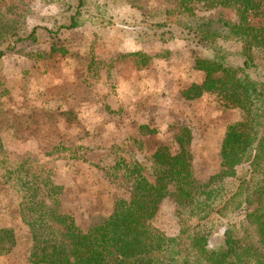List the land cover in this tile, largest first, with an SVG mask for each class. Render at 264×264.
<instances>
[{
    "label": "rangeland",
    "instance_id": "374dc122",
    "mask_svg": "<svg viewBox=\"0 0 264 264\" xmlns=\"http://www.w3.org/2000/svg\"><path fill=\"white\" fill-rule=\"evenodd\" d=\"M176 1L88 0L80 26L54 39L65 53L35 59L8 52L0 59V141L6 154L12 161L50 162L62 187L61 208L81 228L106 217L117 197L134 193L116 164L120 158L141 161L152 178L153 151L172 145L181 129L194 177L205 182L219 169L223 133L239 118L238 109L207 93L193 99L181 94L202 79L194 63L205 53L179 38L147 40L139 34ZM66 9L47 0H0V13L15 17L21 30L50 27L49 17ZM50 43L47 36L26 50L48 52ZM151 222L170 235L196 219L168 194ZM0 227L12 228L16 239L2 247L0 264H30L28 230L1 178Z\"/></svg>",
    "mask_w": 264,
    "mask_h": 264
},
{
    "label": "trees",
    "instance_id": "16d2710c",
    "mask_svg": "<svg viewBox=\"0 0 264 264\" xmlns=\"http://www.w3.org/2000/svg\"><path fill=\"white\" fill-rule=\"evenodd\" d=\"M47 1L67 5L49 17L50 27L21 30L15 17L0 13V59L8 52L35 59L65 53L54 39L61 30L80 26L88 0ZM139 34L147 40L179 38L205 53L194 63L202 79L181 94L193 99L207 93L238 109L239 118L223 133L219 169L205 182L194 177L187 133L181 129L172 145L160 144L153 151L152 178L141 161L119 159L116 164L134 193L128 199L117 197L106 217L84 229L61 208L62 187L52 178V164L12 161L0 141V178L13 192L28 230V262L264 264V0H177L159 19L145 22ZM47 36L48 52L26 50ZM168 194L196 219L170 235L151 222ZM15 242L14 230L0 227V251Z\"/></svg>",
    "mask_w": 264,
    "mask_h": 264
}]
</instances>
